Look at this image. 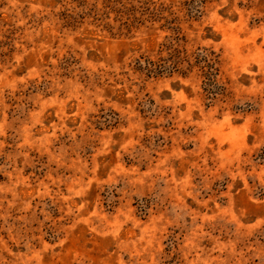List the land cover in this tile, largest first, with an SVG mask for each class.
Returning a JSON list of instances; mask_svg holds the SVG:
<instances>
[{"label":"rangeland","instance_id":"rangeland-1","mask_svg":"<svg viewBox=\"0 0 264 264\" xmlns=\"http://www.w3.org/2000/svg\"><path fill=\"white\" fill-rule=\"evenodd\" d=\"M0 264H264V0H0Z\"/></svg>","mask_w":264,"mask_h":264}]
</instances>
